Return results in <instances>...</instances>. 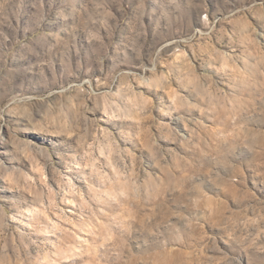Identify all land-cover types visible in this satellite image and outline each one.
Segmentation results:
<instances>
[{"label": "rangeland", "instance_id": "rangeland-1", "mask_svg": "<svg viewBox=\"0 0 264 264\" xmlns=\"http://www.w3.org/2000/svg\"><path fill=\"white\" fill-rule=\"evenodd\" d=\"M0 264H264V0H0Z\"/></svg>", "mask_w": 264, "mask_h": 264}]
</instances>
